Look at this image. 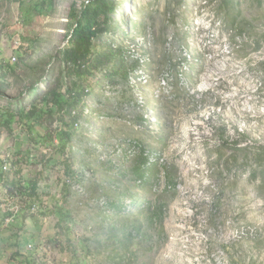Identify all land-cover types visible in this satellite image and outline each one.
Instances as JSON below:
<instances>
[{
  "label": "rangeland",
  "instance_id": "1",
  "mask_svg": "<svg viewBox=\"0 0 264 264\" xmlns=\"http://www.w3.org/2000/svg\"><path fill=\"white\" fill-rule=\"evenodd\" d=\"M84 1L0 0V64L15 68L0 91L58 74L71 5ZM115 3L97 47L122 46L126 73L98 72L71 151L56 145L55 118L1 133L0 264H264V151L258 166L245 149L264 145V0ZM220 136L232 141L221 162ZM125 139L166 164L115 154ZM159 202L162 225L150 221Z\"/></svg>",
  "mask_w": 264,
  "mask_h": 264
},
{
  "label": "trees",
  "instance_id": "2",
  "mask_svg": "<svg viewBox=\"0 0 264 264\" xmlns=\"http://www.w3.org/2000/svg\"><path fill=\"white\" fill-rule=\"evenodd\" d=\"M116 8L115 0H86L80 9L77 8L76 2L71 5L69 41L63 48L57 50L53 56L54 61L51 62L52 67L58 66V74L51 78L53 70L50 69L48 72L45 70L17 96H8L0 91V136L3 129L9 133H22V130L31 132L46 118H55L57 126L53 131L55 132L53 137L58 139L56 145L64 153L69 152L70 142L77 129L74 123L82 118L80 107L96 85L98 72L105 71L111 77L121 71L123 74L126 73L125 51L122 46L108 43L102 49L97 47L99 37L111 31L113 21L111 13ZM14 69L13 65L6 67L0 64V72H2L0 80L6 71ZM113 83L118 82L115 80ZM41 84L46 88L43 89ZM73 111L76 113L73 114ZM15 123H17L16 127ZM244 136L248 135L244 133ZM231 142L220 136V144L216 148V160L221 162L223 151L229 148ZM245 149L248 151L250 161L254 160L260 166L264 151L262 142L251 140ZM229 160L230 158H226L225 162L229 163ZM0 161L4 162L5 159L0 158ZM2 174L3 172L0 173V178ZM165 175L167 183L176 189L178 185L176 173L167 168ZM10 185L11 183L8 184ZM38 187L37 181L34 182L29 188L30 197L39 195ZM166 206L164 202L155 204L150 214V221L162 225L166 217ZM60 210L59 204L57 211ZM14 215L15 213L6 211L3 214V221Z\"/></svg>",
  "mask_w": 264,
  "mask_h": 264
},
{
  "label": "built area",
  "instance_id": "3",
  "mask_svg": "<svg viewBox=\"0 0 264 264\" xmlns=\"http://www.w3.org/2000/svg\"><path fill=\"white\" fill-rule=\"evenodd\" d=\"M76 111H73V114H75ZM82 123L80 122V120L75 121L74 125L77 127L79 125H81ZM112 151L115 154H124L126 156H134L138 153H140L141 155L144 156L145 162L143 167H147L149 165H154V164H159V165H165L166 164V160L163 156H161L159 153H152V151L147 150L140 142L139 140H135V139H125L123 140V142L121 143H115ZM4 169H8L7 164L4 165L3 167ZM144 179V177H142ZM141 178V179H142ZM141 182V181H140ZM106 202H104V204H106ZM131 207L130 202H128V204L123 205L122 208L125 210H129ZM10 219H7V222H9Z\"/></svg>",
  "mask_w": 264,
  "mask_h": 264
},
{
  "label": "crops",
  "instance_id": "4",
  "mask_svg": "<svg viewBox=\"0 0 264 264\" xmlns=\"http://www.w3.org/2000/svg\"><path fill=\"white\" fill-rule=\"evenodd\" d=\"M70 151H71V150H69V152H70ZM69 152H68V153H69ZM42 188H44V187L42 186V184H41V183H39L38 190H41ZM15 192H16V191H15ZM15 213H17V212H15ZM14 216H15V215H14ZM14 216H13V217H14ZM1 230H2V229H1ZM1 230H0V232H1Z\"/></svg>",
  "mask_w": 264,
  "mask_h": 264
}]
</instances>
